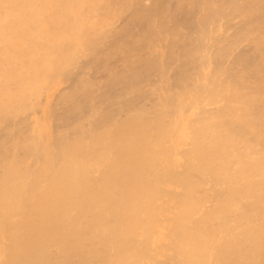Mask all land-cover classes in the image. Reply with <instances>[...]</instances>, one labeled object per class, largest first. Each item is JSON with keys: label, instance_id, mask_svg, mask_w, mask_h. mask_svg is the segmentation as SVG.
Returning a JSON list of instances; mask_svg holds the SVG:
<instances>
[{"label": "bare ground", "instance_id": "obj_1", "mask_svg": "<svg viewBox=\"0 0 264 264\" xmlns=\"http://www.w3.org/2000/svg\"><path fill=\"white\" fill-rule=\"evenodd\" d=\"M0 264H264V0H0Z\"/></svg>", "mask_w": 264, "mask_h": 264}]
</instances>
